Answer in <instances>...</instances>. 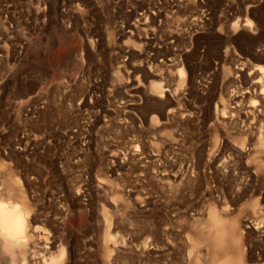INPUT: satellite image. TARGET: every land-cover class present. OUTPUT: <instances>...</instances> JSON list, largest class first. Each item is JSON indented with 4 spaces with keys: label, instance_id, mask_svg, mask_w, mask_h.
<instances>
[{
    "label": "rangeland",
    "instance_id": "rangeland-1",
    "mask_svg": "<svg viewBox=\"0 0 264 264\" xmlns=\"http://www.w3.org/2000/svg\"><path fill=\"white\" fill-rule=\"evenodd\" d=\"M261 65L264 0H0V199L64 264H210L211 208L264 264Z\"/></svg>",
    "mask_w": 264,
    "mask_h": 264
},
{
    "label": "bare ground",
    "instance_id": "bare-ground-1",
    "mask_svg": "<svg viewBox=\"0 0 264 264\" xmlns=\"http://www.w3.org/2000/svg\"><path fill=\"white\" fill-rule=\"evenodd\" d=\"M249 22L250 20L248 19L245 24H249ZM235 25L236 23H234V26ZM258 70L260 71L261 78L257 81L264 83V65L259 66ZM182 72L183 71L180 70V73ZM151 90L152 92H161L162 90L161 83L153 81L151 83ZM260 145L264 147V136L261 138ZM10 183H11L10 185H14L13 187L17 186V179H12ZM1 194L3 193L1 192L0 195ZM21 197L23 198V195ZM253 206L256 209L257 206L255 204ZM5 216L14 217L17 222H21L25 217H28L31 224V228H30L31 235L29 241L26 243L25 248L21 252H19L16 255V257H14L15 264H64L66 262L65 261L66 253L64 248L61 247L56 248L54 246L53 241H50L46 237L43 231L36 230L38 226L33 227V223L36 221V218L31 215V212L28 211V206L25 203H18L16 201L7 203L0 199V223L3 222ZM205 223H207L208 226L214 228L215 230L214 232L210 231L206 234L203 233L204 235H206L205 240L207 242L206 245H208V250L206 249L207 256L204 254L206 256V258L204 257V259H207L208 261L212 257H215L216 258L215 261L219 262L231 254L242 255L241 248L236 247L237 226L235 222L228 225L226 221H223V219L215 211V209L211 208L207 214ZM209 250L212 251V254L210 253L211 251ZM213 260L210 262V264H212ZM0 264H9L8 258L3 255H0Z\"/></svg>",
    "mask_w": 264,
    "mask_h": 264
},
{
    "label": "clouds",
    "instance_id": "clouds-1",
    "mask_svg": "<svg viewBox=\"0 0 264 264\" xmlns=\"http://www.w3.org/2000/svg\"><path fill=\"white\" fill-rule=\"evenodd\" d=\"M31 212V206H28ZM31 224L28 217L21 222H17L14 217L5 216L0 223V255L8 258L9 264H15L14 257L21 252L30 238ZM198 231V230H194ZM242 238L237 236L236 247L239 248ZM212 264H245L244 257L240 254H231L222 261H213Z\"/></svg>",
    "mask_w": 264,
    "mask_h": 264
}]
</instances>
